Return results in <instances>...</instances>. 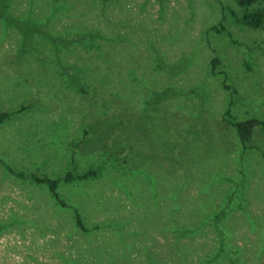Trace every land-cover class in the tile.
<instances>
[{
    "label": "rangeland",
    "instance_id": "1",
    "mask_svg": "<svg viewBox=\"0 0 264 264\" xmlns=\"http://www.w3.org/2000/svg\"><path fill=\"white\" fill-rule=\"evenodd\" d=\"M3 1L33 30L0 17V264H264V137L228 122L264 121V24L235 0ZM6 167L96 174L56 200Z\"/></svg>",
    "mask_w": 264,
    "mask_h": 264
},
{
    "label": "trees",
    "instance_id": "2",
    "mask_svg": "<svg viewBox=\"0 0 264 264\" xmlns=\"http://www.w3.org/2000/svg\"><path fill=\"white\" fill-rule=\"evenodd\" d=\"M235 1L237 5L242 8V12L238 17L233 18L234 23H236L237 25H244V26L251 27V28H258L264 24V0H235ZM255 3H262L263 5L256 6V7L249 9V7ZM0 17L6 22V24L13 26L18 31H20L22 36H26L28 33H30L33 30V28L29 26L31 29H27V30H30V32H27V34L25 35L24 31H26V28L25 27L22 28V25H20V23H17L14 20L9 19L11 18V15L7 11V6L5 5L3 0H0ZM90 37L92 38V35H90ZM226 114H227V111H226ZM9 115H10V112L1 111L0 112V124ZM228 122L232 125L233 129L235 130V134L238 140L243 146L249 143L250 140L252 139L253 130L255 127L259 129V131L264 137V121L262 119L254 117V118L244 119L241 121L228 120ZM83 134H86L85 130H83ZM6 168L8 169L9 173L13 174L14 176L25 177L26 175L28 176L27 178H30L32 181L46 185L49 192L56 200H58V197H57V193L55 189H56L58 180H62L63 182L72 181V180L80 181V180H85L87 177L96 174L95 169H86L80 173H73L71 172V170H67L60 176V178L50 179L46 176H37L31 172L24 174V172L23 173L15 172L13 170H10L8 167ZM59 202L61 204H64L61 201ZM73 212H74L73 221H74L75 228L81 231H86V228L81 223L77 209H73Z\"/></svg>",
    "mask_w": 264,
    "mask_h": 264
}]
</instances>
